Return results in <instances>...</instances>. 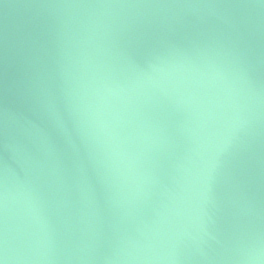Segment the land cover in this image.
<instances>
[{
  "label": "water",
  "instance_id": "obj_1",
  "mask_svg": "<svg viewBox=\"0 0 264 264\" xmlns=\"http://www.w3.org/2000/svg\"><path fill=\"white\" fill-rule=\"evenodd\" d=\"M2 264H264V0H0Z\"/></svg>",
  "mask_w": 264,
  "mask_h": 264
},
{
  "label": "snow or ice",
  "instance_id": "obj_2",
  "mask_svg": "<svg viewBox=\"0 0 264 264\" xmlns=\"http://www.w3.org/2000/svg\"><path fill=\"white\" fill-rule=\"evenodd\" d=\"M0 264H2V261H0Z\"/></svg>",
  "mask_w": 264,
  "mask_h": 264
}]
</instances>
